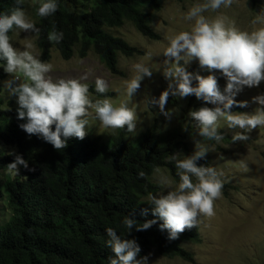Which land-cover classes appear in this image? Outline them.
Segmentation results:
<instances>
[{
    "label": "clouds",
    "instance_id": "1",
    "mask_svg": "<svg viewBox=\"0 0 264 264\" xmlns=\"http://www.w3.org/2000/svg\"><path fill=\"white\" fill-rule=\"evenodd\" d=\"M24 3L25 0H15L10 10L0 11V68L9 76L0 82V96L15 98L17 119L24 121L19 127L57 150L64 149L70 137L82 140L91 130L92 121H99L104 129H124L135 135L138 117L129 102L141 82L152 76L150 63L133 64V75L124 82L126 99L118 104L108 96L94 98L89 83L83 82L87 77L54 79L50 75L53 65L40 59L34 43L40 28L26 13ZM232 3L233 0H203L193 4L183 15L185 21L191 22L187 29L166 37V46L160 53L164 60L159 69L167 87L158 97L146 96V104L158 107L161 114L170 118L172 112L165 110L169 95L175 98L194 95L204 104L190 110L188 117L196 135L203 139L194 140L191 154L177 152L170 156L175 163L178 182L173 187V181L162 179L160 183L167 192L147 194L145 200L150 205L153 219L138 223L135 218L125 215L121 223L126 233L118 234L113 227L105 228V245L114 253L108 258V264H149V256L140 255L137 240L127 238L134 228L147 230L160 220L159 229L166 230L167 238L174 240L185 228L197 226L201 217L214 216V203L221 196L224 174L215 166L198 164L211 148L204 140L216 143L223 140L224 134L219 131L221 121L229 129H239L231 137L233 142L246 141L252 129L264 127V93L252 97V101L260 105L254 111L232 110L247 107L248 101L235 99L245 86L256 87L264 80V11L252 20L256 25L253 30L238 28L221 13L214 18L204 15L209 10L228 8ZM36 4V15L44 18L57 11L59 0H36ZM13 29L30 34L23 47H14L11 43L9 33ZM63 36L64 33L53 26L48 40L58 44ZM148 55L151 58L152 54ZM193 59L208 72L206 76L187 70ZM214 70L226 80L223 89L218 85ZM108 90L107 81L97 77L95 92L104 94ZM9 154L14 159L6 165L8 174L20 175L21 168L33 170L20 154ZM239 167L247 170L246 162L240 160ZM138 175L144 177L145 173L140 171ZM148 211L145 209L142 214L147 215Z\"/></svg>",
    "mask_w": 264,
    "mask_h": 264
},
{
    "label": "trees",
    "instance_id": "2",
    "mask_svg": "<svg viewBox=\"0 0 264 264\" xmlns=\"http://www.w3.org/2000/svg\"><path fill=\"white\" fill-rule=\"evenodd\" d=\"M257 1L251 3L255 5ZM14 5L15 0H0V11ZM66 5L74 11H68ZM23 7L26 9L25 3ZM162 8L161 0H59L51 16L41 18L35 11L36 26L40 28L36 37L40 59L50 62L52 51H57L64 61L75 55L85 59L94 52L112 75H123L119 56L133 58L142 52L107 30L131 23L145 38L159 41L153 24ZM53 26L64 33L58 44L48 40ZM198 69V65L187 67L191 72ZM7 77L0 68V82ZM89 85L96 98L113 97L112 92L99 94L94 84ZM5 105L0 96V146L16 148L11 153L20 154L33 170L21 168L20 175L0 186V198L6 196L12 213L9 221L0 225V264H108L114 253L105 245V228L126 233L121 223L125 215L138 223L154 218L145 197L163 190L153 181L158 169L167 168L178 182L175 164L170 161L180 146L177 136L162 140L154 123L135 142L120 129L111 146L102 137L87 134L82 140L68 138L66 147L57 150L23 131L19 124L24 121L17 119L16 109L6 110ZM219 131L226 144L241 142H233L232 136ZM13 159L10 154L2 158L0 173ZM198 164L210 165L205 157ZM140 171L144 177L138 175ZM226 186L223 183L225 192ZM145 209L149 210L147 215L142 214ZM160 223L157 220V224L142 231L134 228L127 238L137 240L141 256L155 249L162 257L193 263V253L183 245L201 242L198 229L185 228L178 238L169 240L167 231L159 229Z\"/></svg>",
    "mask_w": 264,
    "mask_h": 264
},
{
    "label": "rangeland",
    "instance_id": "3",
    "mask_svg": "<svg viewBox=\"0 0 264 264\" xmlns=\"http://www.w3.org/2000/svg\"><path fill=\"white\" fill-rule=\"evenodd\" d=\"M163 8L157 14L153 24V29L160 36L159 41H151L145 38L131 23H126L120 29L107 30V33L123 39L132 48L142 52V55L133 58L119 56V67L123 75H112L104 66L99 57L91 52L85 59L78 55L70 61H64L57 51H52V59L49 63L53 65L50 75L56 78H80L87 77L83 82L94 84L97 77L105 79L109 85V92L113 93L112 100L119 103L125 100L124 82L133 75V64L136 62L150 63L153 68L152 76L146 77L138 89L135 97L131 99L129 105L134 107L137 112L136 134L129 133L128 139L137 141L143 133L147 131L154 123L157 125L159 137L164 140L171 135L177 136V142L180 143L177 152L189 155L194 150V140L203 138L196 135V129L193 122L188 117L190 110L198 109L204 102L199 101L194 95L185 98H175L169 95L165 105L166 111H171L170 118L160 113L158 107H149L146 104L147 97H158L167 87V81L159 69L164 57L160 55L166 46V37L179 30L187 29L191 22L185 21L183 15L189 7L203 0H161ZM26 13L36 22V0H25ZM68 11L74 9L66 5ZM264 11V0H258L255 5L251 0H233L230 7H222L219 10H209L204 15L214 18L218 13L228 17L230 22L242 30H253L256 25L252 20L257 13ZM149 12V11H148ZM28 33L14 29L11 37V43L14 47H23ZM34 43L37 47L36 38ZM151 53V58H149ZM199 66L198 61L193 59L187 66L191 69ZM217 73V82L221 89L226 84V80ZM201 75H207L208 72L200 68L197 70ZM9 76L6 78L8 79ZM195 84V81L193 82ZM264 93V80L256 87L249 88L245 86L243 90L235 97L239 101H248L245 108L234 107L233 111L252 112L260 105L252 101V97ZM5 101L4 109L17 108L15 98L2 96ZM94 98H96L94 96ZM10 103V104H8ZM212 107V105H208ZM219 130L232 136L239 129H229L224 126ZM4 128L5 125L3 124ZM120 129H104L99 121H92V128L89 135L92 137H102L103 142L111 146L112 139L117 135ZM249 139L241 141L238 144H226L224 141L216 143L215 141L204 140V143L211 145L205 158L210 165L215 166L223 172L222 179L227 186V192L223 191L221 196L215 201V215L212 217H201L197 226L201 236V242L197 244L187 243L183 246L193 253L194 262H186L182 259H168L162 257L155 249L148 254L149 264H264V127L252 129L248 133ZM16 151V148L1 145L0 162L5 155ZM244 160L247 164V170L239 167V161ZM171 161V160H170ZM174 163V161H172ZM175 164V163H174ZM7 173L4 166L0 173V186L13 178ZM173 181L170 171L167 168L158 169L153 177L154 183H160L162 179ZM4 188V187H3ZM165 193L167 189H164ZM11 210L8 207L6 196L0 198V225L7 223L11 217Z\"/></svg>",
    "mask_w": 264,
    "mask_h": 264
}]
</instances>
